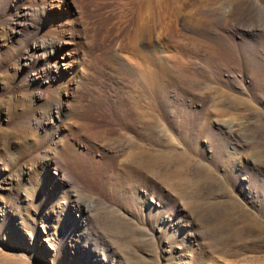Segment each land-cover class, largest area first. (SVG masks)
I'll list each match as a JSON object with an SVG mask.
<instances>
[{
	"label": "rangeland",
	"instance_id": "obj_1",
	"mask_svg": "<svg viewBox=\"0 0 264 264\" xmlns=\"http://www.w3.org/2000/svg\"><path fill=\"white\" fill-rule=\"evenodd\" d=\"M0 264H264V0H0Z\"/></svg>",
	"mask_w": 264,
	"mask_h": 264
},
{
	"label": "bare ground",
	"instance_id": "obj_2",
	"mask_svg": "<svg viewBox=\"0 0 264 264\" xmlns=\"http://www.w3.org/2000/svg\"><path fill=\"white\" fill-rule=\"evenodd\" d=\"M140 120H141V114H140ZM182 160V159H181ZM158 162L156 160V157L154 158L153 155H147V154H144L142 152H139L137 155H136V165L133 166V167H130L131 170H134V169H138V170H141L142 169H149L151 171H153L154 173L158 172ZM137 171V170H136ZM139 173V172H138ZM141 173V172H140ZM136 174V173H135ZM140 175V174H139ZM172 175V174H171Z\"/></svg>",
	"mask_w": 264,
	"mask_h": 264
}]
</instances>
